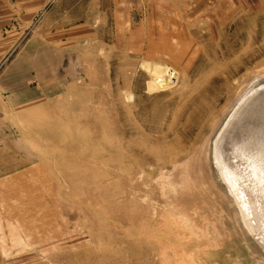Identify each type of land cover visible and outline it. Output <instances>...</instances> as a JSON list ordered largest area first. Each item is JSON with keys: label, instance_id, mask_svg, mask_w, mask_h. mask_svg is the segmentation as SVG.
Instances as JSON below:
<instances>
[{"label": "rangeland", "instance_id": "obj_1", "mask_svg": "<svg viewBox=\"0 0 264 264\" xmlns=\"http://www.w3.org/2000/svg\"><path fill=\"white\" fill-rule=\"evenodd\" d=\"M7 2L0 73L90 31L62 95L0 98V264H264V0Z\"/></svg>", "mask_w": 264, "mask_h": 264}, {"label": "crops", "instance_id": "obj_2", "mask_svg": "<svg viewBox=\"0 0 264 264\" xmlns=\"http://www.w3.org/2000/svg\"><path fill=\"white\" fill-rule=\"evenodd\" d=\"M22 7L26 13V6ZM22 7L13 8L10 2L6 4L5 0H0V32L6 23L5 16L20 13ZM116 14L123 16L122 12ZM87 26L89 24L86 20L73 25L70 22L58 25L51 38L44 36L43 31L38 30L37 42L32 41L30 46L24 48L22 55L0 73V98L8 109L32 102L46 101L47 98L58 97L65 92L67 82L75 81L76 77L81 75V70L78 56L72 48L62 47L61 43L71 44L72 33L90 31ZM63 35L65 38L60 41ZM33 43H36L34 46H38H33L31 49ZM30 80L34 82L30 83ZM0 139L3 138L0 137Z\"/></svg>", "mask_w": 264, "mask_h": 264}, {"label": "bare ground", "instance_id": "obj_3", "mask_svg": "<svg viewBox=\"0 0 264 264\" xmlns=\"http://www.w3.org/2000/svg\"><path fill=\"white\" fill-rule=\"evenodd\" d=\"M263 85H264V84H263ZM257 91H258V90H257ZM262 97H263V96H262ZM250 100H251V99H250ZM259 104H260V103H259ZM242 106H243V105H242ZM248 106H249V105H248ZM242 108H243V107H242ZM243 111H245V110H243ZM236 115H237V114H236ZM237 121H238V120H237ZM247 122H248V121H247ZM247 125H248V123H247ZM248 126H249V125H248ZM246 129H247V128H246ZM241 133H242V132H241ZM249 136H250V134L248 135V137H249ZM237 137H238V136H237ZM244 137H245V136H244ZM246 137H247V136H246ZM238 138H239V137H238ZM241 138H242V137H241ZM261 138H262V137H261ZM243 139H244V138H243ZM246 139H247V138H246ZM262 139H263V138H262ZM246 142H247V141H246ZM249 142H250V141H249ZM249 142H248V143H249ZM253 142H254V141H253ZM241 143H242V142H241ZM261 144H262V143H261ZM237 145H239V144H237ZM241 145H242V144H241ZM241 145H240V146H241ZM244 146H245V145H244ZM259 147H260V146H259ZM240 148H241V147H240ZM255 148H256V147H255ZM262 148H263V146H262ZM247 149H248V148H247ZM247 149H246V151H245V150H244V151L247 152ZM236 150H237V149H236ZM240 150H241V152H242V149H240ZM259 150H260V149H259ZM232 151H233V150H232ZM234 152H235V151H234ZM252 153H253V152H252ZM254 153H255V152H254ZM243 154H245V153H243ZM244 156H247V155H244ZM250 156H251V154H250ZM263 156H264V155H263ZM238 158H239V157H238ZM238 158H237V159H238ZM240 158H241V157H240ZM240 158H239V159H240ZM248 158H249V157H248ZM252 158H253V156H252ZM253 161H254V160H253ZM241 162H242V159H241ZM245 163H246V161H245ZM241 164L243 165V163H241ZM242 165H241V167H242ZM256 165H257V164H256ZM263 165H264V164H263ZM244 166L246 167V165H244ZM263 168H264V166H263ZM258 169H259V168H258ZM241 172H243V171H241ZM262 173H263V171H262ZM256 174H257V173H256ZM259 175H260V174H259ZM263 175H264V174H263ZM263 175H262V176H263ZM256 176H257V175H256ZM262 176H261V177H262ZM254 178H255V176H254ZM254 178H253V179H254ZM257 178H259V177H257ZM246 180L248 181V179H246ZM252 181H253V180H252ZM258 181H259V179H258ZM259 182H260V181H259ZM245 184H246V183H245ZM252 185H253V184H252ZM262 185H263V184H262ZM252 187H253V186H252ZM259 193H260V191H259ZM263 193H264V192H263ZM263 195H264V194H263ZM258 202H261V201H258ZM255 204H256V203H255ZM263 204H264V203H263ZM263 206H264V205H263ZM250 208H251V207H250ZM251 209H252V208H251ZM257 209H258V208H257ZM254 210H255V209H254ZM256 211H257V210H256ZM260 212H261V210H260ZM258 213H259V212H258ZM252 214H253V212H252ZM255 215H256V214H255ZM257 216H258V215H257ZM249 219H250V217H249ZM258 219H259V218H258ZM260 219H261V217H260ZM260 219H259V220H260ZM255 220H257V219H255ZM260 221H261V220H260ZM260 221H259V222H260ZM262 224H263V223H262ZM262 226H263V225H262ZM263 227H264V226H263ZM262 229H263V228H262Z\"/></svg>", "mask_w": 264, "mask_h": 264}]
</instances>
